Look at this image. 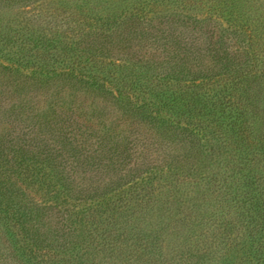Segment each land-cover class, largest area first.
<instances>
[{
    "label": "trees",
    "instance_id": "16d2710c",
    "mask_svg": "<svg viewBox=\"0 0 264 264\" xmlns=\"http://www.w3.org/2000/svg\"><path fill=\"white\" fill-rule=\"evenodd\" d=\"M0 264H264V0H0Z\"/></svg>",
    "mask_w": 264,
    "mask_h": 264
}]
</instances>
